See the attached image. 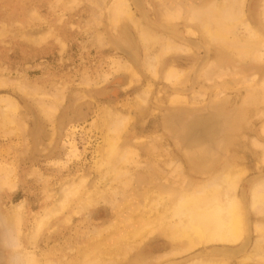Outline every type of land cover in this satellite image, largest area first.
<instances>
[{"label": "rangeland", "instance_id": "obj_1", "mask_svg": "<svg viewBox=\"0 0 264 264\" xmlns=\"http://www.w3.org/2000/svg\"><path fill=\"white\" fill-rule=\"evenodd\" d=\"M126 1L140 24L156 35L172 37L174 42L191 48L187 52L172 50L162 56L156 78L146 62L164 40L147 47L130 21L120 18L115 25L109 19L111 0H0V264L19 262L21 255L25 256L21 264L33 256L39 264H85L90 260L96 264H163L171 257L160 259L161 254L181 245L167 238L162 218L157 215L159 210L149 206L151 201L161 206L171 192L195 191L216 174L240 169L246 172L237 193L240 196L244 189L249 204L250 190L264 182L262 147L252 143L255 137L264 146L260 130L264 127L263 99L245 113L246 123L208 170L189 166L174 149L172 130L166 124L165 108L176 105L171 102L172 95L185 94V108L199 110L205 101L224 100L225 109L231 110L244 101L250 88L244 79L252 71L259 75L252 88L263 90L260 82L264 78V60L241 62L226 57L217 44H209L200 33L198 19L189 22L190 10L201 13L209 6L214 9L213 5L219 6L223 0H146L141 10L131 0ZM263 2L244 1L243 18L234 23L231 36L242 39L249 28L264 36L260 16ZM175 8L180 9V17L167 20L164 12ZM237 8L234 4L231 12H238ZM169 68L183 72L175 84L163 76ZM190 94L198 96L194 99ZM119 117L126 119L118 139L119 153L128 148L135 158L129 157L128 164L121 165L123 173L114 183L100 154L106 147L103 136L105 140L112 136L107 128L113 118ZM105 178L111 179L113 185ZM122 178L128 186L121 190L123 193L112 194ZM71 184L76 186H72L75 193L69 188ZM101 187L105 188L101 196L110 193L111 202L108 197L95 199L99 198L96 189ZM64 192L70 194L68 200L63 199L67 196ZM86 195L98 203L90 202L84 207ZM247 209L250 225L258 221L264 227V210H252L248 205ZM11 215L17 216L12 219ZM150 219L156 220L154 233L143 240L137 235L129 238L134 247L125 258H103L108 249L112 251L121 241L122 234L134 232ZM34 227H40L37 234ZM258 234L251 232V237ZM14 239L17 244L13 245ZM212 246L215 245L197 246L168 262L185 264L180 262L182 258L195 251L205 258ZM238 258L227 257V264H264L261 259L241 262Z\"/></svg>", "mask_w": 264, "mask_h": 264}, {"label": "bare ground", "instance_id": "obj_2", "mask_svg": "<svg viewBox=\"0 0 264 264\" xmlns=\"http://www.w3.org/2000/svg\"><path fill=\"white\" fill-rule=\"evenodd\" d=\"M131 1L133 2L134 6L137 9L141 10V9L145 8V2L144 1H146V0H131ZM244 1L245 0H223L222 1L223 3L217 2V3H219V6L213 5L214 9L212 6H209L210 8L206 7L208 10L204 9V11H202L201 13H198V11H196V10L195 11L190 10L191 14L189 13L190 15H189L188 19L190 20L189 22H192V21H195L198 19L199 22L197 24H199L200 33L204 36V38L206 39V41L209 44L210 43L217 44L219 46V48L222 50V52L225 53L226 57H234V58L238 59V61L241 60V62H242V60H247V59L251 60L253 62H261L264 60V36L260 32H258L255 29H250V28L248 29V27H245L248 29V34H246L245 37H243L242 39H239L235 36H231V31L234 27V23L239 22L243 18V15H242L243 5L242 4H244ZM213 2L215 4V1H213ZM111 3H112L111 4V11H110L111 17L109 16L110 17L109 19H111V21L113 23H115V25H117V23L119 24L120 18H125L126 20L130 21L132 26L135 27V28L132 27V29L134 28L133 30H135L137 28V31H138L137 34L139 35L138 38L142 44L144 43L145 46L150 47V46H155L156 43H158L160 39L164 40L162 45H161V48L157 49L155 52L153 51V53L151 54L152 56H148V59L146 62V66H147L148 70H150V72L152 73V75L155 78L157 76V68H158V65L161 61L162 56H164L167 53H170L172 50L183 51V52L189 51L190 47L188 48L187 45L178 44L179 42L177 40H175V41H177L178 43L174 42V40L171 39L172 37L169 38L167 36L163 37L164 35H162V36L156 35L158 33L154 34L153 31H150L144 25L140 24V22L137 21L138 18H135L136 19L135 20L134 19V17H135L134 13L135 12L132 10L131 6L128 4V2L126 0H114L113 2L111 0ZM234 4H235V6H238V8H237L238 12L236 10H234L237 14H235V12H234V14L231 12ZM262 6H263L262 7L263 13L260 16H262L261 18L263 19V22H264V4ZM180 12L181 11L179 8H175V9L167 10L166 12H164V14H165V17L167 20L173 21V20H177L180 17ZM204 13L206 14V16H204L205 15ZM109 19H108V21H109ZM128 21H127V23H128ZM245 24L246 23H244L243 25H245ZM125 27H126V25H125ZM111 28H113V27H111ZM247 29H246V32H247ZM188 30L191 31L190 29H188ZM193 33H194V30H193ZM194 35H195V33H194ZM189 41H191V40H189ZM145 46H142V47H145ZM158 46L159 45H157V47ZM133 47H134V45H133ZM199 51H200V49H199ZM199 51H198V53H199ZM190 52H192V51H190ZM144 61H146V60L144 59ZM207 62H208V60H207ZM248 62H250V61H248ZM128 67H129V65H128ZM124 68H125V66H124ZM128 70H127V72H129ZM252 72H254V73H252L251 75H249L248 77H246L244 79V82H246L245 85L250 87L247 94H246V97L244 98V101L242 102V104L240 106H235L231 110L225 109L226 101H224V100L217 101V102L205 101V103H203V105L201 106V108H199V110H197L196 108H195L196 110L194 108H189V107L185 108L182 104V103L187 102V99L184 96L185 94H183V95L175 94V95L171 96V102H176V105L172 106L173 108H171L169 106L165 108L166 109L165 112H166V115L168 118L166 124L172 130L171 131L172 132L171 133L172 134V141L171 142H173L174 149L183 157V159L189 164V166L191 165V166H193L199 170H208V169L212 168L215 165V163L217 162L221 152L222 151L224 152V148L227 149L228 148L227 146L231 145V143L235 139L237 132L243 127V124L245 122V117H244L245 113H247L248 110L250 109V107L252 105H254L255 103H257L260 99L264 100V78L260 82V86L263 88V90H262V92H259L258 90L252 88V86H254V82H256L259 79V75L257 74L256 71H252ZM182 73L183 72H181L179 70L169 68L168 70L166 69L165 75H163V76H164L166 81L174 83V82H177L178 80H180ZM198 73H199V71H198ZM207 73H209V71ZM233 75H237V74H233ZM132 76H133V73H132ZM136 76H138V75H136ZM218 76H217V78H218ZM134 77H135V75H134ZM183 77H184V75H183ZM237 78H239V77H237ZM241 78H242V76H241ZM216 80H218V79H216ZM207 81H208V79H207ZM210 82H212V81H210ZM227 82H229V81H227ZM239 84H241V83H239ZM242 86H244V85L242 84ZM238 87H239V85H238ZM216 89H217V87H216ZM204 90H205V88H204ZM147 92L148 91H146V93ZM179 92H181V91H179ZM224 93H223V95H224ZM194 94L193 95L190 94V95L194 97ZM218 95H219V93H218ZM197 96H195L194 99ZM147 97H149V96H147ZM189 98H190V96H189ZM150 101H151V99H150ZM162 103H164V102H162ZM193 103H194V101H193ZM7 104H9V103H7ZM11 106H12V104H11ZM42 107H44V106H42ZM176 107H178V108L176 109ZM11 108L12 107H10V109ZM13 109L14 108H12V110ZM12 110H10V111H12ZM154 110H156V109L154 108ZM258 112H259V110H258ZM48 113H50V112H48ZM256 115H257V112H256ZM259 117H261V116H259ZM125 123H126L125 118H120V117L119 118H113L111 125L109 126V128H107V131L111 132L112 136L111 137L107 136L106 140L104 139V136H103V140L106 142V147L105 146L103 147L104 148L103 155L100 154V156H101L100 158L102 159V157H103V160H101V159L100 160H101V163L104 161L105 164L108 166L107 171L109 170L110 172L108 171V173H110V176L114 177L113 182L115 180H118L121 176L120 174L123 173L121 165L125 162H127V164H128V160L133 155V151H131L128 148L126 149V151L119 153V150L117 147L118 146V139H119L121 132L124 129ZM260 130L264 134V127L261 126ZM169 131H170V129H169ZM53 132H54V130H53ZM54 133H53V136H54ZM254 138L252 140L253 146L257 145V147H258V145H259L260 147H262L261 161L264 163V146L262 145V142L260 143L261 144L260 145L259 142ZM50 139H51V137H50ZM49 142H51V140ZM167 143H168V141H167ZM101 147H102V145H101ZM236 148H237V146H236ZM224 157H225V155H224ZM134 158H135V156H134ZM173 159L171 161H174ZM233 161H235V160H233ZM186 162H184V163L186 164ZM168 165H169V163H168ZM177 167H179V166L177 165ZM245 172H246L245 170L242 171L240 169H229L227 171H223L219 174H216L210 180L208 179V181L203 186H201L199 189H197L195 191H188V192L185 191V192H180V193H174V192L169 193L165 202L163 204H161V206L156 201H151L149 203L150 204L149 206H151L153 209L159 210L157 212L158 213L157 215H159L162 218L163 228H164V231L166 233L167 238L170 239L171 241H174L177 244L181 245V247H175L172 250H170L169 252L162 253L163 255L161 254L162 257H160V259H166V258H170V257H171V259H168L166 261L164 260L161 263L171 264L168 261H171L173 259V256L181 255L182 253H185V252L187 253V252L193 250L194 248H196L197 246H200V245H215V246H212V248L209 249V251H208L209 256L205 255L206 256L205 258L200 257V256H202L201 252L195 251V253H193L192 255L189 254L191 256H189L187 254L189 257H187V258L185 257L184 259L182 258V260L180 262H186L185 264H227V257L228 258L239 257L238 260L239 261L241 260V262H245L247 260H249V261H256L257 260L258 261L259 259L264 261V244H263L264 227L262 226V224H258L257 223L258 221L253 222V226H251L250 221L248 219V214H247V212H248L247 205L252 210H254L256 208H262L264 210V185H263L264 182L262 183L259 181L260 183L256 184L254 187L252 185L253 188L249 192V204H247L246 192L244 191V189L242 190L241 189L242 187L241 188L239 187L242 190L240 193V196L237 193L240 179L244 176ZM105 179L107 180V178H105ZM131 179H132V177H131ZM122 180H123V178H122ZM122 180L121 179L119 180L120 185H118L119 183L115 184V185H118V187H115L117 189L112 190L113 192L110 190L112 192V194L117 193V195H119L118 194L119 191L121 193H123L122 191H123V189H125L124 186H128V185H127V181H124V180L122 181ZM249 180H250V178H249ZM107 181H106V183H108V182L110 183V181H111V184L113 185L111 179L108 182ZM106 185L107 184H105V188L107 187ZM72 186H75V184L74 185L71 184V187H69L70 189L73 190L74 187L72 188ZM108 186H110V185L108 184ZM102 188L103 187L96 189V191L98 190V192H99V189L101 191H100V195L97 192V195L99 198L95 197V199L100 200L101 197L103 200L107 197H108L107 198L108 200L111 199V198H109V195L111 196L110 193H109V195L107 194V197L103 195L104 196V198H103V196H101L102 195L101 193H103ZM105 188H103V189L105 190ZM68 189H66V192L70 191V189H69V191H68ZM109 189H110V187L108 188V190ZM74 190H76V189H74ZM73 191H70V193ZM96 191H95V193H96ZM66 192H64V195H67L66 197L64 196L65 197V198H63L64 200L67 198L68 199L70 198V194L69 193L65 194ZM75 192L76 191H74V193ZM108 192L109 191H107V193ZM95 193H94V195H95ZM104 194H106V193H104ZM94 195H93V197H94ZM89 196L86 195V198H88V199L83 200L84 203H82V205L84 207L92 201V199H89ZM61 202H62L61 205H63V201L60 200L59 203H61ZM94 202H91L90 205L94 204ZM63 206H65V205H63ZM158 206H159V208H158ZM54 209H56V211L58 210L57 208H54ZM54 209H52V210H54ZM153 209H151V210H153ZM16 210H17V208H16ZM59 210H62V209H59ZM45 212H47V210ZM13 213L16 214V212L11 211V214H13ZM47 213H49V212H47ZM57 213H59V211ZM55 214L56 213H54V215ZM14 216L16 218L17 215H14ZM11 217H12V215H11ZM13 217H12V219H13ZM42 217L45 218L44 215ZM47 217H48V214H47ZM48 218H50V217H48ZM157 219H159V218H157ZM38 220H40V219H38ZM125 220H129V219H125ZM41 221H43V220H41ZM45 221H47V218ZM19 222H20V219H19ZM154 222H156L155 219L147 220V221H145V223L143 225H141L137 229H135L134 232H131V233L127 232V233L122 234L121 235V238H122L121 241H119L118 244L114 246V249L112 251L110 249H108V251L110 250V252L104 251L105 253L103 254V258H105V257H108L109 259L110 258H118L119 259L121 257H122V259L125 258V255L127 254V252H130L129 249L133 250L132 247H134V243L131 242V240L129 238H134L137 235L139 239L143 240V239H145L146 235L147 236L152 235L154 233V230H155V223ZM16 225H18V224H16ZM16 225L14 223V226H16ZM40 225L42 226V222L40 223ZM18 226H16V227H18ZM35 226H37V225H35ZM39 228L34 227V229H35L34 232L37 230L36 234L38 233V230H40ZM251 228H252V230H251ZM10 229H12V228H10ZM8 230L6 229V231H8ZM251 232L253 235L257 234L258 232H259V234L256 235V237L252 238ZM255 232H257V233H255ZM142 233H145V234L142 235ZM36 234H35V236H33V238L36 237ZM10 240H12V239H10ZM13 242H14V244H17V243H15V239L12 241V244H13ZM138 243L139 242H137V244ZM137 244H135V246ZM90 251L93 252V250H90ZM90 251H88V252H90ZM96 253H98V252H96ZM18 254L21 255V252H18ZM23 255H24V253H23ZM33 257H29V259L26 258L25 261L27 259L28 260H27V263H25V264H39L37 262V260H35L37 258H33ZM178 257H181V256H177L174 259H176ZM16 258H19V255ZM24 258H25V256L22 257V255H21L19 262L20 261L22 262V259H24ZM97 258H99V257H97ZM118 259H116V260H118ZM155 259H157V258H155ZM90 261L93 262V260H90ZM90 261H89V263L91 264ZM109 261L111 262V260H109ZM19 262L15 260L16 264H21ZM95 262H93L92 264H94ZM99 262L100 261H98L97 264L102 263V261H101V263H99ZM89 263L85 262V264H89ZM112 263H113V261H112ZM260 263H263V262H260ZM48 264H50V263H48ZM113 264H115V263H113Z\"/></svg>", "mask_w": 264, "mask_h": 264}]
</instances>
